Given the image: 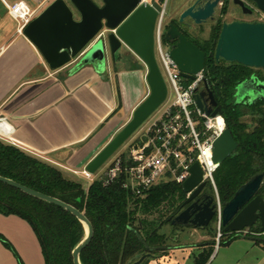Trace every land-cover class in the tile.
<instances>
[{"label":"water","instance_id":"water-1","mask_svg":"<svg viewBox=\"0 0 264 264\" xmlns=\"http://www.w3.org/2000/svg\"><path fill=\"white\" fill-rule=\"evenodd\" d=\"M222 0L196 1L185 9L179 23L189 19L195 25L213 20L215 10ZM264 12V0H250ZM102 6L92 0H54L23 30L25 39L38 51L51 71H56L74 60L99 69L111 60L116 62L124 51L139 59L147 69V97L134 110L130 121L92 159L86 171L96 173L139 128L155 113L167 98V86L159 70L154 49V31L157 19L163 12L158 0H101ZM242 6L238 0L234 1ZM77 15V19H76ZM169 48V58L178 67L181 77L193 81L202 73L205 54L189 42L173 25H168L163 36ZM214 59L218 63H236L264 71V25L232 22L222 26L216 44ZM235 104L248 99L249 104L264 102V83L251 79L235 88ZM196 107L206 115H221L220 109L205 80L194 93ZM230 131L226 128L213 144V162L218 167L236 151ZM0 183L21 193L54 205L75 217L84 229L83 239L71 252L73 264H81L80 255L93 238V228L83 213L74 207L49 196L26 188L0 176ZM264 171L253 175L238 188L233 197L221 204V226L228 234H239L258 226L264 233ZM206 183L197 163L190 168V176L182 184L186 200L183 210L170 222L173 227L205 230L213 222L216 204L213 196L205 195ZM253 243H263V237H243ZM148 251L158 249L145 246ZM149 253L135 256L133 264H141Z\"/></svg>","mask_w":264,"mask_h":264},{"label":"trees","instance_id":"trees-1","mask_svg":"<svg viewBox=\"0 0 264 264\" xmlns=\"http://www.w3.org/2000/svg\"><path fill=\"white\" fill-rule=\"evenodd\" d=\"M220 27L218 23L210 39L197 47L205 54L203 79L237 144L235 153L214 173L219 200L223 204L253 175L264 171V102L235 104V88L248 79L254 69L215 61L214 49ZM0 176L58 199L85 215L92 225L93 238L80 255L81 264H133L136 255L146 253L151 256L141 264H150L154 257L156 264H176L167 255L172 248L160 230L170 225L183 210L186 195L181 185L170 181L161 183L141 198L128 194L119 182L104 186L95 180L84 186L57 167L1 139ZM210 194L212 196V192ZM259 194H264V186ZM0 215L15 216L29 225L44 264H73L71 252L85 232L71 214L0 183ZM173 228L181 231V228ZM221 233L226 239H221L219 246L240 238L225 233L223 228ZM0 243L13 254L18 264H23L13 246L1 235ZM144 245L158 250L148 251ZM213 251L214 243L207 244L193 257V264H207Z\"/></svg>","mask_w":264,"mask_h":264},{"label":"crops","instance_id":"crops-1","mask_svg":"<svg viewBox=\"0 0 264 264\" xmlns=\"http://www.w3.org/2000/svg\"><path fill=\"white\" fill-rule=\"evenodd\" d=\"M23 1L38 16L54 0ZM92 1L102 6L101 0ZM10 21L0 1V120L6 126L1 140L74 177L70 171L86 170L147 97V69L127 52L101 69L77 59L51 71L25 37L17 35L16 24ZM198 232L191 229L187 236ZM0 235L23 264H44L37 239L23 220L0 215ZM205 240L202 235L196 244L174 246L169 254L187 253L192 246L200 252L209 244ZM234 244L238 253L224 257L219 264H264L263 245L239 238L222 246ZM215 252L216 247L211 258ZM151 261L156 264L157 258ZM0 264H18L1 243Z\"/></svg>","mask_w":264,"mask_h":264},{"label":"built area","instance_id":"built-area-1","mask_svg":"<svg viewBox=\"0 0 264 264\" xmlns=\"http://www.w3.org/2000/svg\"><path fill=\"white\" fill-rule=\"evenodd\" d=\"M0 1L15 22L17 35L23 36L24 28L36 17V12L23 0ZM163 17L164 9L156 22L154 49L174 94L173 101L123 152H116L96 173L90 174L86 170L70 173L83 178L88 184L95 180L104 186L119 182L128 194L141 198L161 183L170 181L182 186L190 176V168L197 163L206 183L205 190L212 192L215 200L213 222H216L219 239L222 206L214 182L218 166L213 162L212 150L226 126L221 115L211 117L196 107L193 95L202 86V73L196 75L193 81L181 77L178 67L169 58V47L163 39ZM4 131L5 123L0 120V139H3ZM234 235L240 238H264V233L258 229H245Z\"/></svg>","mask_w":264,"mask_h":264},{"label":"rangeland","instance_id":"rangeland-1","mask_svg":"<svg viewBox=\"0 0 264 264\" xmlns=\"http://www.w3.org/2000/svg\"><path fill=\"white\" fill-rule=\"evenodd\" d=\"M150 1V0H149ZM148 1V2H149ZM160 1V0H158ZM194 0H163L162 2V6L164 9V17H163V23L167 24L169 23V21L171 20H175L177 19V17L179 16V14L184 11V9H186L187 7H189L192 2ZM160 3V2H159ZM161 4V3H160ZM217 15V13L215 14V16ZM233 15V13H232ZM234 17L233 16H227L226 17V22H230V20ZM242 19H245L244 17ZM12 25H14L13 20L10 21ZM209 29H210V25L204 24L200 27V29L195 28L192 29L190 31V34L193 37H197L200 39H206L208 37L209 34ZM200 30V32H199ZM124 54H127V51L123 52ZM155 57H156V61L159 67V70L161 72V75L163 77V80L165 82V84L167 85V89H168V97L166 99V101L155 111V113H153V115L139 128V130L133 134L132 137H130L122 146L121 148L117 151L116 154L123 152L127 146L129 145V143H131L134 139L137 138V136L139 135V133L143 130H145L150 123L156 119L157 116H159L160 113H162V111L164 109H166V107L168 106V104H170L173 99H174V94L172 92V89L168 83L167 77L165 75V72L163 70V67L161 65L158 53L155 51ZM262 76H264V72L260 71ZM67 176V175H66ZM74 176V175H73ZM68 177V176H67ZM69 178V177H68ZM74 179H76L77 181H80L83 183L84 186L88 185V182L85 181L83 178L81 177H75ZM207 192L208 194H210V192L208 190H205L204 193ZM211 195V194H210ZM258 226L253 227L252 229L257 228ZM198 234L192 236V237H188L187 235L189 233H191V229H185L184 231H180L178 229L173 228V226L171 225H166L163 228H161L160 233L165 234V236L167 237V244L169 245V247H171L172 249L174 248V246H184L186 244H196L198 241V237L204 235L207 237V240H205L204 242L207 243H214V248L216 247V252L214 253V256L212 258H210V264H219V262L226 256L228 255H234L235 253H238V251L236 250L235 247H237V244H234L233 246H231L230 248H227V246H221L219 247V241L221 239H226V236L222 237V233H221V237L218 239L217 238V225L216 222H212L209 227L203 231L198 230ZM244 238H241V240H243ZM218 240V242H217ZM192 250H190L187 253H179L176 252L174 254H167L168 256L170 255L171 257L169 258H173L174 261L176 262V264H193V257L195 255L198 254V248L195 246H192ZM152 262V261H151Z\"/></svg>","mask_w":264,"mask_h":264},{"label":"flooded vegetation","instance_id":"flooded-vegetation-1","mask_svg":"<svg viewBox=\"0 0 264 264\" xmlns=\"http://www.w3.org/2000/svg\"><path fill=\"white\" fill-rule=\"evenodd\" d=\"M196 1L200 2L201 4H203V3H205L206 1H209V0H194L191 5H193ZM234 1L235 0H222V1H220L219 4H218L217 9L215 10V14L217 13V15L215 16V14H214V19L213 20H207L205 23L202 24V25H204V24L208 23L210 25L209 34H208V37L206 39H200V38H197V37L195 38V37H193L190 34V31L192 29H194V30H195V28L200 29V27L202 25H195L189 19L184 20L183 23H179V17H180V15H181V13L183 11L179 14L177 19L171 20V21H169V23L164 24V28L167 30L168 25L173 24L177 28V30L189 42H191L195 47H197V44L202 43V42H207L210 39L211 34H212V30L216 26H218V23H221V27H220L219 32L217 34L218 37H217V40H216V44H217V41L219 39V35H220V32H221L222 26L224 24H226V23L239 22V23H249V24H261V25H264V12L259 10L257 8V6L252 1H250V0H238V1H240L242 3V6H240L238 3H235ZM159 2L162 5V1L160 0ZM232 13H233L234 17L230 20V22H226V20H225L226 17L227 16H233ZM243 17L245 19H242ZM199 32H200V30H199ZM174 44H175V42H173V43H171L170 45H167V46L170 48ZM216 44H215V48H216ZM214 52H215V49H214ZM260 71H263V70L254 69V71H252V73L250 74L249 78L244 80V81H242L241 83L249 81L251 79H254L256 82L257 81H261V82L264 83V76L260 75L261 74ZM234 95H235V93H234ZM234 102H235V96H234ZM241 103H249V102H248V99H243L239 104H241ZM204 194L211 196L207 192H205ZM257 229H258V227L253 229V230H257Z\"/></svg>","mask_w":264,"mask_h":264}]
</instances>
